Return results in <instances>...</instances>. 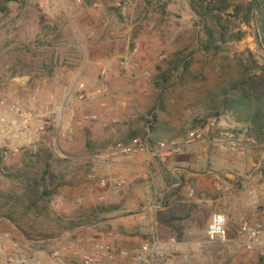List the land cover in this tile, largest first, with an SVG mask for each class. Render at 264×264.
<instances>
[{"label": "rangeland", "instance_id": "rangeland-1", "mask_svg": "<svg viewBox=\"0 0 264 264\" xmlns=\"http://www.w3.org/2000/svg\"><path fill=\"white\" fill-rule=\"evenodd\" d=\"M215 4L221 5L219 1ZM214 13L217 18H212V11L204 14V8L193 0H0V98L30 108L63 104L69 88L85 80L78 74L88 55L85 45L117 38L129 42L131 50L108 78L113 94L92 104L80 105L73 99L63 126L51 128L13 156L0 182L3 193L19 191L18 170L41 175L45 150L52 146L59 158L52 157L58 173L52 186L59 185L50 209L65 216L90 213L101 206L110 210L97 211L93 221L76 233L60 232L54 219L30 211L22 222L29 237L13 223V239L19 245L47 254L60 250L66 264H82L83 254L92 249L88 239L95 237L110 243L119 254L116 264H124L132 262L142 244L159 232L179 242L154 258L160 264H264V207L250 191L255 186L244 188L248 199L243 218L238 212L228 213L226 240H211L208 222L214 212H226L231 200L224 185L233 180L238 186L236 179L219 171V178H212L211 191L205 188L199 193L204 201L183 203L185 209L177 213L185 219L174 222L186 225L182 235L172 227L159 226L155 217L154 204L164 196L163 186L175 182L180 174L172 170L174 165H164L165 159L157 156L143 171H127L132 181L125 184L110 180L112 172L107 169L112 166L103 163L116 158L110 154L112 146L128 143L134 136L153 146L158 140L184 137L227 114L241 121L220 106L219 96L222 88L243 75L242 62L264 63V15L254 12L246 23L243 12L236 14L233 6ZM207 26L228 31L227 41H216L221 45L218 53L212 45L208 47ZM238 30L245 35L232 39ZM100 73L88 84L90 91L100 86ZM72 110L96 112L101 117L67 126ZM253 150L256 161L260 151ZM105 178L108 182L103 185ZM189 188L195 192L188 197L194 198L197 190L193 184ZM240 196L237 192L238 210ZM258 224L262 232L249 249L244 227Z\"/></svg>", "mask_w": 264, "mask_h": 264}, {"label": "built area", "instance_id": "built-area-1", "mask_svg": "<svg viewBox=\"0 0 264 264\" xmlns=\"http://www.w3.org/2000/svg\"><path fill=\"white\" fill-rule=\"evenodd\" d=\"M101 75L103 82L95 90L90 91L84 81H79L70 87L69 96L63 104L59 102L48 103L30 108L18 102L0 98V182L6 178L8 161L13 156L21 149L35 144L41 135L51 128L61 124L63 126L66 121L68 106L74 104L73 99L80 105H84L106 100L113 94L108 83L107 70L103 69ZM70 115L72 121H69L67 126L71 127L73 122L80 124L84 120L96 121L101 117L96 112L78 114L74 110L70 112ZM104 124L108 125L107 122ZM197 144L245 154L259 142L241 121L227 114L215 120H209L202 127L190 130L184 137L158 140L153 146L140 136L133 137L128 143L119 142L112 146L110 154L112 156H127L150 150L154 156H170L182 154ZM101 157H104V154ZM107 182L108 179L106 178L102 180L103 185ZM250 191L254 197L261 201L264 207V192L256 188H252ZM244 230L247 236V248L253 249L262 232V226L261 224L254 227L246 226ZM207 235L211 240H226L227 218L224 213L216 212L213 214L207 225ZM12 239L10 232L0 231V259H2V264H29L30 254L12 250L9 243ZM88 240L93 247L91 251L83 254L82 264H116L119 254L110 243L97 240L95 237ZM168 242L173 245L176 244L174 238H170ZM164 246V241L156 233L151 241L144 242L137 250L132 262L124 264H160L154 258L164 252ZM52 256L57 262H64V256L60 250H53ZM161 264H169V262Z\"/></svg>", "mask_w": 264, "mask_h": 264}, {"label": "crops", "instance_id": "crops-1", "mask_svg": "<svg viewBox=\"0 0 264 264\" xmlns=\"http://www.w3.org/2000/svg\"><path fill=\"white\" fill-rule=\"evenodd\" d=\"M85 52L88 55L84 59V61L83 60L81 61L82 64L80 65L78 74L81 75L82 79H85L83 81L86 82L88 86V84L92 83L95 79H97V74L99 75L100 73L99 71L101 69L102 70L106 69L108 73V78H110L112 72L113 71L116 72L115 68L117 62L121 61L122 57L125 58L128 57L129 54L131 53V50H130L129 42H126V40L115 38V39L92 40L87 44V46L85 45ZM107 68H109V71ZM98 80L100 81L99 82L97 81V84L101 85L103 82L102 75L98 77ZM254 148L260 151V157L256 161H255L256 158L253 155H251L252 151H254L253 150ZM120 156L122 157L115 156L116 158H113L114 159L113 161H109V162L103 161V163L110 164L112 166V168L107 169L109 172H112V177L109 178L110 180H112L113 182L114 181H118L121 183L125 182V184L132 181L131 178H128L129 174L127 171H134V172L143 171L144 168L148 167L153 162L155 163L154 158L157 157L154 156L153 153L150 151H146L135 155H127V157L124 155H120ZM128 156H132V157H128ZM123 159H127V160H123ZM161 159H165L166 162L163 163L164 165L166 164L174 165L172 170L180 171V174H178L177 176L178 179L175 182L163 186V192L165 196L168 192L173 191L176 185L181 184V187H184V192H181L180 191L181 187H179L175 199L179 198L178 204H182L184 206L183 209H185L186 207L185 206L186 204H183L184 202L193 200L194 203H200L205 200V198L201 197L199 193L201 192L202 189L205 188L206 190L211 191L212 178L213 179L217 177L219 178V173H218L219 171L226 172L225 175L227 177H230L231 179L234 178L238 181V186H236L233 180H230L229 183L224 185L225 188L230 190V195L226 197H228L229 200H231V202L228 208L225 210L226 212L223 211H217V212L224 213L226 215V218L228 213L234 215L236 212L239 213L241 219L243 218L244 215L243 211L246 208V207L244 208V204L248 199V196L246 195L244 188L247 189L250 186H255L257 190L264 192V143L259 142L258 145L251 148L245 154H240L234 151H223L215 147H207L204 145L197 144L195 146L188 148L182 154L161 156ZM192 184L197 190L196 191L197 195L194 198H189L188 195H193V193L195 192L193 188H189V190H187V188L191 187ZM237 192H240L241 194L240 197L242 199V201L240 202L241 205L239 210H238L239 206L236 198ZM164 196L159 201L155 202L154 205L157 208L156 212L159 209L165 208L163 203L165 198ZM151 203L152 202H149L148 205L151 206L152 205ZM155 217H156V222L159 224V226L162 225L158 222L156 215ZM178 225H180L181 229H183V232L185 234L186 225L184 224H178ZM13 228H14L13 222H11L8 218L5 217L0 218V230L8 231L11 233L12 237H14V234L11 231ZM82 229L83 226L72 230V232L75 233L81 232L83 231ZM157 233L159 234L162 241H164V245H165L164 252L161 255L167 253L169 249L174 248L175 245L179 246V242L176 243L175 245L168 242V239L175 237L163 238L159 232ZM9 243L12 250L18 252L24 251L30 254L31 260L29 264H66L65 261L63 263L57 262L56 259L52 256L53 251L51 252V254H47L45 252L39 253L38 251L35 252L33 249L31 250L28 246L19 245V243L15 240V238L12 239V241ZM0 264H2V259H0Z\"/></svg>", "mask_w": 264, "mask_h": 264}, {"label": "trees", "instance_id": "trees-1", "mask_svg": "<svg viewBox=\"0 0 264 264\" xmlns=\"http://www.w3.org/2000/svg\"><path fill=\"white\" fill-rule=\"evenodd\" d=\"M198 5L204 8V14L212 11V18H217L214 10L221 13L224 10L233 6L236 14L244 15V21L249 23L252 14L262 13L264 15V0H193ZM219 1L221 5H216L215 2ZM206 5H203V4ZM208 34V47L216 49L219 52L221 47L216 41H227V30L218 31L214 27H206ZM245 35L244 30L234 32L230 37L239 40ZM249 54L252 52L249 50ZM243 61V60H242ZM242 73L236 81L232 82L229 86L222 88L220 92V106L225 110L237 115L245 126L250 130L258 142L264 143V63L254 60V64L247 65L242 62ZM255 68V69H254ZM254 69V70H252ZM45 153L44 168L41 175H35L29 171L18 170L16 178L20 179L19 191L14 190L9 193L0 191V218L6 217L11 222L22 227L26 237H29L28 232L23 227V220L25 216L32 211L36 216L45 218H52L56 222L59 231L74 230L80 228L91 221H93L94 214L99 212L109 211L106 207H95L90 213H82L76 216H65L58 214L57 211L50 209L52 196L55 193L56 187L52 186L57 179L58 173L53 169L52 157L59 160L54 156L53 147L49 146ZM181 184L174 188L173 191L168 192L164 198L165 208L159 209L156 212L157 220L160 224L172 227L179 230L183 235V229L174 221L184 219L183 215L177 212L183 209L182 204H178V199H172L176 196L177 191ZM186 206V205H185ZM51 237L53 234H49Z\"/></svg>", "mask_w": 264, "mask_h": 264}]
</instances>
